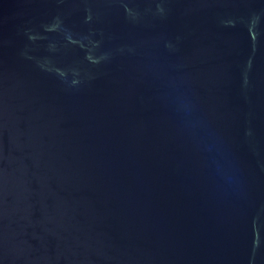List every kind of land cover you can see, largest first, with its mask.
Returning <instances> with one entry per match:
<instances>
[{
  "label": "water",
  "instance_id": "obj_1",
  "mask_svg": "<svg viewBox=\"0 0 264 264\" xmlns=\"http://www.w3.org/2000/svg\"><path fill=\"white\" fill-rule=\"evenodd\" d=\"M0 264H264V0H0Z\"/></svg>",
  "mask_w": 264,
  "mask_h": 264
}]
</instances>
